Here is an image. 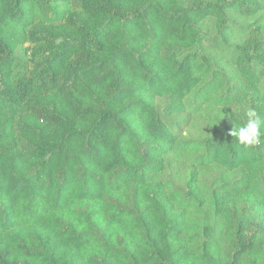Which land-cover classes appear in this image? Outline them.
Listing matches in <instances>:
<instances>
[{
    "label": "trees",
    "instance_id": "1",
    "mask_svg": "<svg viewBox=\"0 0 264 264\" xmlns=\"http://www.w3.org/2000/svg\"><path fill=\"white\" fill-rule=\"evenodd\" d=\"M262 11L0 0V264H264V141L229 135L264 117L262 27L231 29ZM200 107L221 117L192 135Z\"/></svg>",
    "mask_w": 264,
    "mask_h": 264
},
{
    "label": "rangeland",
    "instance_id": "2",
    "mask_svg": "<svg viewBox=\"0 0 264 264\" xmlns=\"http://www.w3.org/2000/svg\"><path fill=\"white\" fill-rule=\"evenodd\" d=\"M262 27V35L264 39V11L254 16H244L238 12H235L231 16V29H232V40H241L246 37L250 29L256 27ZM203 32L206 35L205 43L212 53L219 55L218 64L227 71H232L234 63L231 62L230 57L226 55V52H221L217 44V28L215 20L213 18L207 19L202 25ZM163 102H161L162 104ZM204 107V106H202ZM202 107L198 110H189L186 113H180L174 116L176 121L184 119V128L192 135H197L202 132H206L209 128L214 127L221 117L216 109L209 108L207 113H202ZM218 119V121L216 120ZM182 165H178V168Z\"/></svg>",
    "mask_w": 264,
    "mask_h": 264
},
{
    "label": "clouds",
    "instance_id": "3",
    "mask_svg": "<svg viewBox=\"0 0 264 264\" xmlns=\"http://www.w3.org/2000/svg\"><path fill=\"white\" fill-rule=\"evenodd\" d=\"M246 117L245 122L238 124L235 116L234 128L230 130L229 135L242 145H259L264 141V117L258 115L255 110H247Z\"/></svg>",
    "mask_w": 264,
    "mask_h": 264
}]
</instances>
